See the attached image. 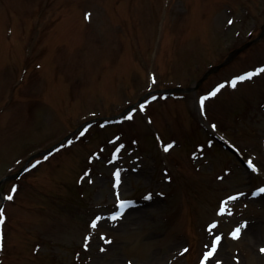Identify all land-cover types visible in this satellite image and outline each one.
I'll return each instance as SVG.
<instances>
[{"label": "rangeland", "instance_id": "374dc122", "mask_svg": "<svg viewBox=\"0 0 264 264\" xmlns=\"http://www.w3.org/2000/svg\"><path fill=\"white\" fill-rule=\"evenodd\" d=\"M263 28L264 0H0V180L41 152L2 185L0 264H264V73L231 86L264 36L159 91Z\"/></svg>", "mask_w": 264, "mask_h": 264}, {"label": "snow or ice", "instance_id": "6c2138e0", "mask_svg": "<svg viewBox=\"0 0 264 264\" xmlns=\"http://www.w3.org/2000/svg\"><path fill=\"white\" fill-rule=\"evenodd\" d=\"M90 15V14H89ZM229 23H232V21H229ZM258 73H264V67H259V68H256L254 71H249V72H246L245 74L243 75H237L236 77H234L231 81V86L232 87H236V84L238 81H243L245 79H248V78H251L252 76L258 74ZM228 81H225L224 83L222 84H219L215 87V89H213L211 92H209L206 96L202 97L201 98V104H203V101L208 99V97L210 96H215L222 88L225 87V84H227ZM213 128L216 127V125H212ZM175 142H172V143H169L167 145H164V150L165 151H168L174 144ZM122 147V146H121ZM247 163L248 165L255 171H260V169L257 168V165L255 163H253V161L251 159H248L247 160ZM115 176H116V183H117V186H119V183H120V171L117 170L116 173H115ZM169 179H171L169 177ZM16 191V188L13 187L11 189V192L12 193H15ZM258 192H264V187L258 189ZM257 194V193H254V195ZM237 195H242V194H237ZM117 197H119V193H117ZM148 198H151V194H149ZM7 199L8 200H12L13 199V195L12 194H9L7 196ZM236 199V196H230L228 197V201H231V200H234ZM119 206H120V209H124L126 205H130L132 203H134V201H128V200H119ZM227 203V201L225 202ZM221 212L223 213L224 212V209L221 208ZM123 215V211H115L112 213L111 215V219L113 220H116L120 217H122ZM100 220V217H97L95 220L92 221V226L93 227H96L97 225V222ZM4 223V209L3 208H0V225H2ZM216 223H213L210 228H216ZM247 226V222H245V224L243 225V227H246ZM240 231H241V228L240 227H237L232 233L231 235L234 236V237H238L239 234H240ZM223 234H220V235H216L215 236V243L212 244L211 246V250L208 251L205 255H204V261H207L209 257L213 256L214 252L216 251V248L217 246L219 245L220 243V240H221V237H222ZM91 237L89 236V239ZM2 240H3V234L2 232H0V247H3V244H2ZM108 243H110L111 241H106ZM88 245L85 244V247H87ZM102 251L104 249H101ZM185 251H187V249H185ZM261 251H264V248L261 249Z\"/></svg>", "mask_w": 264, "mask_h": 264}, {"label": "water", "instance_id": "95a60500", "mask_svg": "<svg viewBox=\"0 0 264 264\" xmlns=\"http://www.w3.org/2000/svg\"><path fill=\"white\" fill-rule=\"evenodd\" d=\"M263 35H264V30H263L262 34H261L256 40L261 39ZM250 43H252V42H249V43L243 45L242 47H240V48H238V49L232 51L223 63H221V64H219V65H217V66H214V67H212L211 69H209V70L205 73V75L201 78V80L198 82V84H197L194 88H197V87L203 82V80L206 79V77H208L209 74H211L212 72H215V71L219 70L222 66L226 65V64L229 63L231 60H233V59H234V58H235V57H236V56H237L242 50H244V49H245ZM194 88H191L190 90H192V89H194ZM178 90H180V89H178V88H177V89H171V91H178ZM228 146H229V148H230L232 151L236 152V153L238 154V156L241 158V155L239 154L238 150H237L235 147H233V146L230 145V144H228ZM23 171H24V169L21 170V171H20L19 173H17V174H13V175H7V176H5V177L0 181V186H1L2 183L6 182L7 180L18 177Z\"/></svg>", "mask_w": 264, "mask_h": 264}, {"label": "bare ground", "instance_id": "6f19581e", "mask_svg": "<svg viewBox=\"0 0 264 264\" xmlns=\"http://www.w3.org/2000/svg\"><path fill=\"white\" fill-rule=\"evenodd\" d=\"M263 244H264V242H263Z\"/></svg>", "mask_w": 264, "mask_h": 264}]
</instances>
